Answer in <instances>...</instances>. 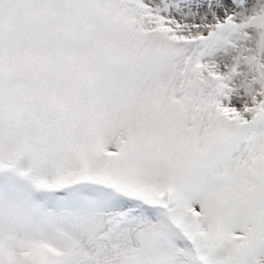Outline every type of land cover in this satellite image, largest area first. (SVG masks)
Here are the masks:
<instances>
[{
	"label": "snow or ice",
	"instance_id": "6c2138e0",
	"mask_svg": "<svg viewBox=\"0 0 264 264\" xmlns=\"http://www.w3.org/2000/svg\"><path fill=\"white\" fill-rule=\"evenodd\" d=\"M0 264H264V0H0Z\"/></svg>",
	"mask_w": 264,
	"mask_h": 264
}]
</instances>
